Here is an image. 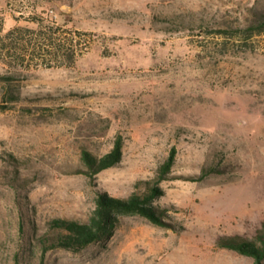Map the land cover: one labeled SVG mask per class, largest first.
Masks as SVG:
<instances>
[{"label":"rangeland","instance_id":"1","mask_svg":"<svg viewBox=\"0 0 264 264\" xmlns=\"http://www.w3.org/2000/svg\"><path fill=\"white\" fill-rule=\"evenodd\" d=\"M263 15L264 0H0V77L21 95L3 101L0 79V264H254L219 240L264 222V29L241 31ZM119 136L122 161L91 180L82 152ZM173 148L167 226L122 216L110 239L43 256L52 220L143 190Z\"/></svg>","mask_w":264,"mask_h":264},{"label":"trees","instance_id":"2","mask_svg":"<svg viewBox=\"0 0 264 264\" xmlns=\"http://www.w3.org/2000/svg\"><path fill=\"white\" fill-rule=\"evenodd\" d=\"M262 18L261 22L241 31L251 34L263 31L264 15ZM220 31L228 33L227 30ZM40 37L42 38V36ZM61 51L60 45H52L50 53L54 54L53 59L59 60ZM24 55L27 58L30 54ZM0 79L8 84L2 100L7 103L18 101L21 95L12 88V81L15 76H1ZM4 108L7 109L8 106H4ZM123 148L124 140L119 136L112 150L101 157L95 156L85 149L82 152V160L86 167L85 173L91 180H95L102 171L116 167L122 161ZM175 163L176 149L173 148L168 159L159 167L156 177L151 181L141 182L144 185L143 190L133 192L128 198L114 197L105 191H98L96 207L88 222L65 219L52 220L50 228L54 234L40 238L43 256L48 251L57 248L80 252L92 244L110 239L120 225L122 216L140 215L156 225L167 226L164 221L165 214L155 206V201L164 195L162 183L170 179ZM215 171L216 168L214 167L204 168L197 179L204 180ZM219 244L242 255L252 257L255 260L254 264H264V222L257 233L256 240L231 236L220 238Z\"/></svg>","mask_w":264,"mask_h":264}]
</instances>
